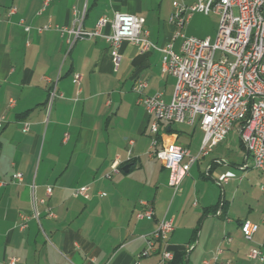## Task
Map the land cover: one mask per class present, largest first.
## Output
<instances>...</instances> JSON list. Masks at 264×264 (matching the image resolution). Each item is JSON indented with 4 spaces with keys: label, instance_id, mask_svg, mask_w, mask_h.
<instances>
[{
    "label": "crops",
    "instance_id": "0c3cea01",
    "mask_svg": "<svg viewBox=\"0 0 264 264\" xmlns=\"http://www.w3.org/2000/svg\"><path fill=\"white\" fill-rule=\"evenodd\" d=\"M44 1L0 0V118L4 120L0 128V264L12 259L17 260L15 264H134L146 246L145 238L162 219L172 221L174 227L167 249L172 254L185 253L187 264H241L242 256L248 260L241 241H251L242 236L240 224L249 221L254 206L262 203L245 195L235 209L231 178L237 171L243 179L252 175L250 188H258L264 196L262 176L253 167L250 171L233 168L226 161L218 164L216 157L204 166L198 159L174 192L168 185L169 171L147 155L150 118L133 91L142 80L145 96L161 94L165 103L171 101L175 79L161 74V54L142 53L124 42L115 70L103 37L74 39L71 33L78 28L93 31L100 17L111 19L121 13L143 17L149 40L164 46L175 32L170 23L171 0H49L43 8ZM11 8H15L12 14ZM110 32L108 26L100 31L102 35ZM172 44L178 51L180 40ZM75 74L81 76L78 84L72 82ZM54 86L62 97L47 112ZM23 124H28L29 132L22 131ZM173 125L161 126L160 141L190 153L188 146L178 144ZM239 144L246 154L240 140ZM128 151L131 160L127 162ZM116 162L119 172L107 178ZM16 173L22 175L21 182L13 178ZM211 182L220 187L218 195ZM47 187L52 188L50 197H46ZM81 187H89L88 200L72 196ZM32 196L45 200L38 207L39 221L31 217ZM140 201L150 203L151 219H136ZM46 208L55 218L46 217ZM21 215L28 218L24 230L17 227ZM212 218L222 219L226 226L235 224L236 229L223 231L207 249ZM259 230L260 226L255 235ZM225 235L231 238L230 244L224 241ZM218 248L223 254L214 263ZM159 250L140 261L159 264Z\"/></svg>",
    "mask_w": 264,
    "mask_h": 264
},
{
    "label": "built area",
    "instance_id": "2783aa9c",
    "mask_svg": "<svg viewBox=\"0 0 264 264\" xmlns=\"http://www.w3.org/2000/svg\"><path fill=\"white\" fill-rule=\"evenodd\" d=\"M171 2L173 12L170 23L175 27V32L171 42L164 46L149 40L148 32L143 29V17L121 13H115L111 19L100 17L93 31L78 28L71 33L74 39L103 37L111 50L115 70L121 63L119 48L124 42L137 47L142 53L154 50L161 54V74L175 79L171 101L165 103L161 94L145 96L143 90L146 82L142 80L135 83L133 91L138 95L137 104L144 107L150 118L151 144L147 155L158 160L169 171L168 185L174 192L179 190L191 166L223 142L234 128L246 152L243 168H248L246 161L250 158L252 167L264 179V0H195L192 4H186L183 0ZM48 3L49 0H45L43 8ZM14 12L15 8L9 10L10 14ZM195 13H213L220 17L214 41L209 37L197 38L183 33ZM105 26L111 30L108 35L100 33ZM176 40H180L178 51L174 50L172 44ZM217 54L221 55L218 60ZM80 80L81 76L75 74L72 82L78 84ZM61 97L54 86L49 93L47 112L53 101ZM3 121L0 118V128ZM170 124L199 126L203 138L197 156L190 155L188 149L175 143L160 141L161 126ZM22 131L29 132L28 124H23ZM128 143L132 145L133 142ZM130 160L131 152L128 151L127 162ZM217 163L225 162L217 160ZM118 172L116 162L106 177L111 178ZM13 178L22 181L20 173H16ZM89 190V187L74 189L72 196L88 200ZM260 190L264 194V182ZM51 194L52 188L47 187L46 197ZM98 195L105 196L104 193ZM44 203V199L31 198V217L36 221L40 219L38 207ZM139 207L140 210L135 214L137 220L153 217L150 203L140 201ZM45 213L47 218H55L51 209L46 208ZM27 221L28 218L21 215L17 227L24 230ZM173 229L172 221H158L156 230L145 238L146 246L134 264H143L140 260L154 255L159 248V264L170 262L173 254L167 249L166 241ZM258 229V224L249 221L240 224L242 236L249 241H252ZM223 239L228 244L232 241L227 235ZM222 254L223 250L218 248L212 258L213 262L217 263ZM246 257L252 264H264V239L262 243L251 247ZM16 261L12 259L9 264H15Z\"/></svg>",
    "mask_w": 264,
    "mask_h": 264
},
{
    "label": "rangeland",
    "instance_id": "374dc122",
    "mask_svg": "<svg viewBox=\"0 0 264 264\" xmlns=\"http://www.w3.org/2000/svg\"><path fill=\"white\" fill-rule=\"evenodd\" d=\"M220 17L211 13L209 15H204L201 13H195L193 14L192 19L190 20L189 24L185 27L183 30V33L187 36H193L197 38H206L209 37L212 41L215 40L217 30L219 27ZM221 58V55H216V60ZM173 129L178 133L179 140L178 144L188 146L190 149V153L192 156H197L200 151V143L203 138V132L200 130L198 125L195 126H189L186 124H174ZM208 155V154H207ZM206 156V155H205ZM204 158H199V164L204 166L207 164V162H210V160H214L213 157H216L218 159H222L221 161H226L227 163L232 164L233 168L241 167V169H244V162L246 159V154L244 151L241 150L238 136L236 134L235 128L230 131V133L226 136L223 144L219 146L217 149L213 150L212 153L209 154V156ZM247 165L250 169L252 167V161L250 158L247 159ZM251 171V169H250ZM249 171V172H250ZM231 178V176H229ZM245 176H243V173L240 171H237L235 176H232L231 178V185L233 190H235V204L237 205L235 209L238 210L239 205L243 202L245 199V195H251L254 199L255 203H262L261 207L254 206V211L251 212V215L248 216V220L254 223L259 224L260 230L255 235L253 240L251 242L245 243L244 241H241V244L243 246L242 251H248L251 247H255L256 245L262 243V240L264 238V196L259 192L258 188H250V182H254V178L252 175L248 176L247 178L243 179ZM239 179H243V183L239 181ZM214 186V192L218 195L220 193V187L216 184L212 183ZM254 185V184H253ZM227 192V191H226ZM230 194L227 192V199L230 200ZM241 217H244L245 212H242ZM233 218V216H229ZM212 222L208 224L209 233L211 239H209L206 242L205 248L208 249V247L211 246L212 242L214 240H219L222 237L223 231L225 232H234L236 229L235 224H231L226 226L224 224V221L222 219L212 218ZM234 220V219H233ZM223 247H226V244H222ZM243 257V256H242ZM240 258L239 263L241 264H252L245 258ZM199 264V263H198Z\"/></svg>",
    "mask_w": 264,
    "mask_h": 264
},
{
    "label": "trees",
    "instance_id": "16d2710c",
    "mask_svg": "<svg viewBox=\"0 0 264 264\" xmlns=\"http://www.w3.org/2000/svg\"><path fill=\"white\" fill-rule=\"evenodd\" d=\"M166 264H187L186 254L183 252H175L173 254V259Z\"/></svg>",
    "mask_w": 264,
    "mask_h": 264
},
{
    "label": "water",
    "instance_id": "95a60500",
    "mask_svg": "<svg viewBox=\"0 0 264 264\" xmlns=\"http://www.w3.org/2000/svg\"><path fill=\"white\" fill-rule=\"evenodd\" d=\"M126 169V168H125Z\"/></svg>",
    "mask_w": 264,
    "mask_h": 264
}]
</instances>
